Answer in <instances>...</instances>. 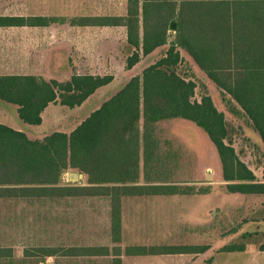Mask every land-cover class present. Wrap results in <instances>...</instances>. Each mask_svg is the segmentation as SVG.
I'll list each match as a JSON object with an SVG mask.
<instances>
[{"label": "trees", "instance_id": "trees-1", "mask_svg": "<svg viewBox=\"0 0 264 264\" xmlns=\"http://www.w3.org/2000/svg\"><path fill=\"white\" fill-rule=\"evenodd\" d=\"M56 21L64 19L6 16L0 17V27H43ZM79 23L125 26L127 43L134 49L126 59L127 69L158 48L167 45V49L69 134L53 132L41 140H30L25 133L0 124V199L108 197L111 240L116 243L122 197L206 192L193 191L181 178L180 162L186 148L198 139L193 129L209 141L228 193L264 194V171L263 182H259L240 161L223 113L208 95L193 100L195 83L177 74L183 61L181 49L207 80L229 96L264 148V0H127L125 17L86 18ZM171 23L175 29L169 41ZM111 81L109 75H72L65 82L34 75H0V100L15 105L24 124L37 126L49 104L78 107ZM71 171L85 176L84 186L62 181ZM195 249L128 247L124 253ZM220 250L242 247L229 245ZM62 251L108 252L106 248L39 249L44 257ZM113 252L120 251L114 248ZM10 258L11 249L0 248V259ZM112 264H120L119 259Z\"/></svg>", "mask_w": 264, "mask_h": 264}, {"label": "crops", "instance_id": "crops-1", "mask_svg": "<svg viewBox=\"0 0 264 264\" xmlns=\"http://www.w3.org/2000/svg\"><path fill=\"white\" fill-rule=\"evenodd\" d=\"M11 1L13 2V0H0V3L7 2L8 4ZM6 6V8L12 7V5ZM24 8L29 12L20 15L3 13L0 14V17H42L64 19V21H56L43 27H0V32L3 30L14 35H25L23 41L17 37L11 39L14 40V45H18L15 50H22L24 51V54L19 56L17 53L12 54L11 56L1 54L0 58H3L4 60L9 58L11 61H2L0 64L2 66L21 64L22 66L35 68L34 70L31 69L27 72L1 73L0 75H34L41 77L46 81L56 80L58 82L69 80L72 75L104 76L107 74H99V72L84 70H86V67H94L93 65H99V63L104 65L102 61H116L120 56L123 57V59L125 57L124 62L126 64L127 57L134 51V49H131L127 43L125 26H99L79 23V20L81 21L86 18L125 17L127 14V0H24ZM70 20H73L72 25L69 23ZM117 32L120 35L123 34L120 39H115L113 37V34H116ZM106 35L111 37H105ZM11 40L7 39L4 45H9V41ZM2 44L3 42L0 41V46H2ZM35 70H38L39 72ZM128 78L130 79L132 77L129 76ZM113 81L114 79L112 77V81L109 84L98 88L80 106L70 110L73 111L80 109L88 103L89 105L93 102L97 103V99L95 98L96 94L103 88H108ZM109 98H107V100ZM4 103L6 108H10L13 111L14 117L12 116L13 120L10 119V113L5 111L3 114L4 121H0V124L25 133L30 140H41L53 132L69 134L84 120L80 121L75 127L68 131L57 129L52 130L48 134L33 136V134L29 131L27 132L23 130L21 127L11 126L8 121H14L15 116H17V107L14 105L15 108H13L10 107L12 104ZM101 104L92 110V112L98 109ZM52 106L57 107L61 105L59 103L49 104L41 113V124L37 126L45 124V118ZM59 120L60 118L55 119V121L51 120V126L57 125L60 122ZM81 175L82 177L79 179V183H74L75 186L85 185L86 178L83 174ZM63 177L68 181L67 178L69 177V173L62 176V181ZM259 182H263V180ZM196 186H198V189H195V191H198L199 187L202 185L196 183ZM213 190L214 189H212V191ZM225 194H227V199H230L231 203L239 200L240 204L237 207L232 204L230 207L223 202L220 207L217 208V218H215V221L217 222L216 229L218 233L214 239V245H209L207 242L208 211H205L203 216L201 213V202L172 200L177 199V197L181 199H189L194 196L200 197L202 200L204 196H209L207 191L187 195L175 194L122 197L119 208L120 237L119 241L116 243L111 240V207L108 197H72L49 200L56 203L57 201L65 200L82 201L102 199L105 210L104 214L106 216L105 218H107L105 224L109 229V233H107L104 239L95 238L93 240L94 242L91 244H79L77 243V241L79 242V238L78 240L76 239L75 233L66 235L67 232H65L61 238L59 237L58 245L53 247L64 250L70 248H106L108 252L86 254L80 251H62L53 256H46L45 258L53 259L51 264H112L113 259H119L120 264H208L214 263L215 255L227 254L228 256L240 255L244 259L242 262L243 264H250L251 257H256L255 259L258 263L260 262V264H264V250L260 249V246L264 245V243L259 242L255 249L250 248V244L254 242V237L259 234L264 236V194L243 195L238 193L231 194L228 192ZM252 202H256L255 205L250 204ZM181 218L185 220V226L187 225V230L185 232H183L184 229L174 232L171 228L167 226L164 227L161 223L163 221L175 219L182 222L180 220ZM148 223L151 225L150 227L147 225ZM188 226L190 227L188 228ZM104 227L106 226L104 225ZM177 233H180V235ZM237 239L241 241L240 244L232 243L237 241ZM186 241H189V243ZM229 245L240 246L242 247V250H220L223 246ZM183 246L195 247L196 249L182 253L131 256L125 255L124 253V250L128 247L150 248ZM114 248H118L120 252L114 253ZM45 264L48 263L45 261Z\"/></svg>", "mask_w": 264, "mask_h": 264}, {"label": "rangeland", "instance_id": "rangeland-1", "mask_svg": "<svg viewBox=\"0 0 264 264\" xmlns=\"http://www.w3.org/2000/svg\"><path fill=\"white\" fill-rule=\"evenodd\" d=\"M3 3V2H2ZM0 3V14H14L20 15L29 12L24 8V0H13L7 4V2ZM6 5H12L10 8H6ZM169 41L174 38V33L169 30ZM24 34L14 35L10 32L1 30L0 41L3 42L0 46V55L6 54L11 56L14 53L17 55H23L24 51L15 50L18 45H14L11 40L14 37L20 38L23 41ZM118 32L113 34L115 39L122 37ZM111 37V36H105ZM9 41V45L5 44L6 40ZM16 42V41H15ZM23 43V42H22ZM166 46H162L156 49L148 56H144L141 60L129 70L125 68V57H119L116 61L104 62V65H93L94 67L85 68L84 71H95L99 74L111 75L114 79L113 83L108 88L100 90L95 98L97 103L93 102L89 105L85 104L82 108L71 111L70 108L61 106H52L48 111L45 118V124L41 126H30L23 124L17 116L14 121H8L11 126H17L23 128L25 131H29L33 136H40L41 134H48L52 130L66 131L71 130L80 121L85 119L101 102L103 103L107 98L111 97L114 93L118 92L123 85L128 81V77H134L137 74H141L142 70L147 66L155 63L164 54ZM183 57L182 63L177 67V74L185 80L193 81L196 85L194 91L193 100L200 101L202 96L208 95L214 106L219 112H222L224 119L229 129V135L231 139V145L240 161H242L255 175L257 181H262V173L264 171V148L259 143L256 135L253 132L249 122L239 113H237L234 102L229 96L222 94L220 90L199 71L191 58L184 50H179ZM1 57V56H0ZM2 61L9 62V58ZM34 67L19 65H4L0 64V74H7L12 72H27ZM39 72L38 70H35ZM58 74V73H57ZM63 80L61 82H65ZM4 102L0 101V121H4V112H9L13 120L14 113L10 108L4 106ZM10 107L15 108L14 105ZM13 116V117H12ZM60 118V122L57 125L51 126V120ZM7 122V123H8ZM188 130H192L191 126H186ZM191 128V129H190ZM192 131L197 136L196 144L192 142L190 146H187L184 153L182 164V182L183 184L189 183L190 187L195 191L198 189L196 183L202 186L199 189H205L208 191L209 196H204L202 200L200 197L194 196L189 199H172L173 201L187 202L196 201L201 202V213L205 214L208 211V238L209 245H214V239L218 233L216 229L217 208L221 203H225L228 206L234 204L239 206L240 201L236 200L231 203L230 199H227V192L225 184L220 181L217 162L215 160V154L212 148L208 146L209 141L206 136L201 138L197 134L198 130ZM188 131V132H190ZM200 132V130H199ZM189 143H187L188 145ZM198 144V145H197ZM200 149V150H199ZM69 173H78L71 171ZM67 180L71 183H79V180L70 179ZM212 189H214L212 191ZM224 193V195H223ZM228 202V203H227ZM256 202L250 204L255 205ZM231 207V206H230ZM104 204L102 199L98 200H82V201H48L46 199H0V248H8L12 251V259H0V264H51L53 259L45 258L39 252V249L57 246L59 243V237L67 232L75 233L77 243L79 244H91L94 239H104L109 233V229L105 224L107 218H105ZM178 219V218H177ZM167 220L161 222L164 227L171 228L172 231L187 230L185 226V220ZM178 221V222H177ZM150 223V222H149ZM147 224L149 227L151 225ZM193 223V222H192ZM104 225L106 227H104ZM193 225V224H191ZM190 226H188L189 228ZM261 227V226H260ZM262 228V227H261ZM180 235V233H177ZM186 236V234H185ZM75 239V240H76ZM253 243L250 244L251 249H255L257 244L264 243V236L262 234L253 238ZM185 242V241H184ZM189 243V241H186ZM179 243V242H178ZM183 243V242H182ZM234 244H240L241 241L232 242ZM231 243V244H232ZM254 247V248H252ZM43 254V253H42ZM250 258V264H260L255 259ZM243 257L240 255H227L217 254L214 257V263L208 264H243ZM12 261V262H11Z\"/></svg>", "mask_w": 264, "mask_h": 264}, {"label": "water", "instance_id": "water-1", "mask_svg": "<svg viewBox=\"0 0 264 264\" xmlns=\"http://www.w3.org/2000/svg\"><path fill=\"white\" fill-rule=\"evenodd\" d=\"M170 30H174L175 29V23H171L169 26ZM82 175L78 174V173H69V178L70 179H75L76 181H78L79 179H81Z\"/></svg>", "mask_w": 264, "mask_h": 264}, {"label": "built area", "instance_id": "built-area-1", "mask_svg": "<svg viewBox=\"0 0 264 264\" xmlns=\"http://www.w3.org/2000/svg\"><path fill=\"white\" fill-rule=\"evenodd\" d=\"M63 181H66V178L65 177H63Z\"/></svg>", "mask_w": 264, "mask_h": 264}]
</instances>
